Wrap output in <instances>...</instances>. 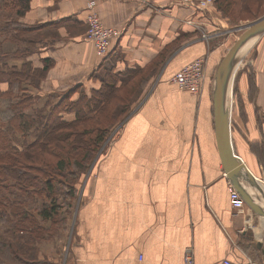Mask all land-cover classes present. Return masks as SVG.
Returning <instances> with one entry per match:
<instances>
[{
    "label": "crops",
    "instance_id": "1",
    "mask_svg": "<svg viewBox=\"0 0 264 264\" xmlns=\"http://www.w3.org/2000/svg\"><path fill=\"white\" fill-rule=\"evenodd\" d=\"M90 1L31 0L21 18L48 25L38 35L46 45L28 57L37 68L50 62L42 92L75 88L77 98L80 87L100 88L116 54L117 70L160 62L137 107L78 181L65 238L44 247V264H179L188 248L196 264L227 257L264 264V217L247 204L239 213L232 206L216 139L213 88L224 51L210 20L220 12L200 0H96L103 22L121 30L101 58L87 38ZM255 45L258 94L231 96V138L236 156L258 178L264 176V35ZM197 57L206 59L207 78L201 93L192 94L171 78Z\"/></svg>",
    "mask_w": 264,
    "mask_h": 264
},
{
    "label": "trees",
    "instance_id": "2",
    "mask_svg": "<svg viewBox=\"0 0 264 264\" xmlns=\"http://www.w3.org/2000/svg\"><path fill=\"white\" fill-rule=\"evenodd\" d=\"M262 2L264 0H215L218 10L226 15L229 14L225 9L230 6L238 4V10L248 11L253 3ZM30 6L31 0H0V76L7 77L11 89L17 86L25 94L9 103L12 114L8 119L0 117V207L22 240L29 234L34 237L42 233L40 225L30 220L34 211L24 206L29 196L41 194L44 197L37 211L40 223L44 219L57 221L55 216L62 206L60 197L75 198L74 183L81 177L80 170L82 173L88 170L100 155L110 128L118 121L123 122L131 112L160 62L138 65L127 73L106 71L100 88L94 89L89 96L78 98L74 104L77 117L72 121L64 119L60 110L75 88L62 94L51 112L31 115L23 105L32 97L23 91L24 83L34 77L44 78L50 62L45 59L43 68H37L28 60L46 45L38 35L48 26L21 21ZM69 176L73 179H68ZM27 244L26 240L21 246L9 244V247L16 255L14 260L33 264L21 257L22 253L30 251ZM5 245L6 241L0 237V247Z\"/></svg>",
    "mask_w": 264,
    "mask_h": 264
},
{
    "label": "rangeland",
    "instance_id": "3",
    "mask_svg": "<svg viewBox=\"0 0 264 264\" xmlns=\"http://www.w3.org/2000/svg\"><path fill=\"white\" fill-rule=\"evenodd\" d=\"M200 2L203 5H206V7H212V9L218 10L215 0H200ZM227 14H224L221 10H218L220 12V16H216L215 20L212 19L210 21L213 22L215 25L214 31H220V33L216 36L217 43L219 46L222 47L224 54L229 50V48L232 46V44L236 41V39L240 36V34L245 30V25L259 19L264 15V2L260 3L259 5L256 3L252 4V7L248 11H240L238 10V4L234 6H230L229 8L225 9ZM215 11V10H214ZM220 22V24L218 23ZM221 25V26H220ZM212 34V33H211ZM207 39L211 38L206 37ZM257 45H254L251 50H249L248 54L244 57V59L238 64V67L236 69V72L234 74L233 80H232V86H231V96L232 99H256L258 87H257V75L255 67L253 66V62L255 61V58L257 56ZM120 59V55L116 54L111 58V62H107V65L105 67L104 72H102V77L107 72H112L115 74H119L118 72H124L127 73L129 70L134 69L135 67H126L123 70H117L116 62ZM222 60V59H221ZM247 77L245 81L246 86H242L241 82L242 79ZM244 76V77H243ZM43 79V78H42ZM42 79L33 78L29 83H24V90L26 91L28 95H31V99H28V102L23 103V105L26 106V112L29 114H35L40 115V113L43 111L45 113L51 112V109L53 108V104L61 98L62 94L56 95V94H49L42 92L40 90L41 87V81ZM37 82V83H36ZM120 84V81L118 82ZM93 89H87L85 87L78 88V94L77 98H72L65 100L62 103L60 113H62L63 118L72 121L77 116L75 113V107L74 104L78 102L79 97H83L85 95H90L92 93ZM3 92H5L3 94ZM26 94V95H27ZM24 92L21 90H18L17 86L12 87V89L9 87L7 77L6 76H0V117L4 120L8 119V117L12 114L11 109L9 108V103L18 101L20 98L23 97ZM142 95V94H141ZM140 99H138L132 106V110L137 107L139 104ZM27 103L28 106H27ZM87 110V109H86ZM131 110V111H132ZM56 113V112H55ZM90 114V113H89ZM130 114V113H129ZM128 114V115H129ZM127 115V116H128ZM126 116V117H127ZM122 121L116 122L109 130V133L107 134L106 140L101 146L100 153H102L103 148L108 143V139L110 140L111 135L114 133V131L117 133L119 129L122 126ZM1 124V122H0ZM30 138L32 139L34 137V132H32L30 135ZM90 169V168H89ZM89 169L84 170L83 173L80 170V176H85L86 173L89 171ZM79 178V179H78ZM77 181H75L74 186L76 188V194L78 193L77 187L80 182V178L78 177ZM68 179H73L72 176H69ZM79 181V182H78ZM44 197L39 194H32L31 197L29 196L28 200L25 202L26 207H29L34 211V216L30 217V220L32 224H38L42 228V233H40L39 236L34 235V237H30V234L25 239H19V231L16 232V227L13 226V224L10 223V220L7 215L1 212L3 207H0V237L6 241V245L0 247V264H22L19 263L18 260H14L15 254L12 253L11 247H9L11 244H15L16 246H21L24 241H28L29 244L27 246L30 248V251L26 253H22L21 257L24 259H27V261L33 262V264H43L45 260H48L46 255V252H44V247H49V243L54 244L53 242L59 241V239L64 240L63 232L64 227L67 226V218L70 214L71 209L75 207L76 199H69L68 197H65L62 195L59 199L62 206L59 208L57 215L55 216L57 221H46L43 220L42 223H40L39 219L41 217L38 215L37 211L38 208L41 207V204L43 203ZM23 206V209H24ZM10 244V245H9ZM57 247V246H56ZM32 249V250H31ZM55 250V249H54Z\"/></svg>",
    "mask_w": 264,
    "mask_h": 264
},
{
    "label": "water",
    "instance_id": "4",
    "mask_svg": "<svg viewBox=\"0 0 264 264\" xmlns=\"http://www.w3.org/2000/svg\"><path fill=\"white\" fill-rule=\"evenodd\" d=\"M244 27L245 30L223 56L216 69L213 88L216 139L228 179L254 213L264 217V188L246 163L234 153L231 138L232 80L238 64L264 35V15ZM249 188L256 190V194H260L259 200L263 201L260 202Z\"/></svg>",
    "mask_w": 264,
    "mask_h": 264
},
{
    "label": "built area",
    "instance_id": "5",
    "mask_svg": "<svg viewBox=\"0 0 264 264\" xmlns=\"http://www.w3.org/2000/svg\"><path fill=\"white\" fill-rule=\"evenodd\" d=\"M88 31L87 38L90 41L97 52V54L104 58L106 57L112 47V42L115 38L119 37L121 30L116 27L107 26L97 9L96 0H91L88 3ZM207 78L206 59L204 57H197L187 64L183 65L172 76L171 81L175 83L179 89L187 91L192 94H200L205 79ZM226 177V172L224 173ZM260 185L264 188V176L257 178ZM229 193L231 204L237 213L242 212L246 206L241 193L230 180H228ZM179 264H196L193 251L191 248L186 249L183 260ZM220 264H239L232 258H224Z\"/></svg>",
    "mask_w": 264,
    "mask_h": 264
},
{
    "label": "bare ground",
    "instance_id": "6",
    "mask_svg": "<svg viewBox=\"0 0 264 264\" xmlns=\"http://www.w3.org/2000/svg\"><path fill=\"white\" fill-rule=\"evenodd\" d=\"M232 108V107H231Z\"/></svg>",
    "mask_w": 264,
    "mask_h": 264
}]
</instances>
